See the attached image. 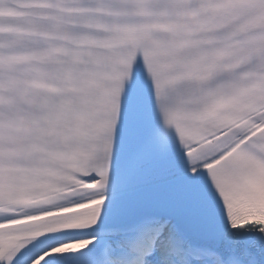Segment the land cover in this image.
Returning a JSON list of instances; mask_svg holds the SVG:
<instances>
[{
  "label": "snow or ice",
  "instance_id": "snow-or-ice-1",
  "mask_svg": "<svg viewBox=\"0 0 264 264\" xmlns=\"http://www.w3.org/2000/svg\"><path fill=\"white\" fill-rule=\"evenodd\" d=\"M0 264H264V0H0Z\"/></svg>",
  "mask_w": 264,
  "mask_h": 264
}]
</instances>
